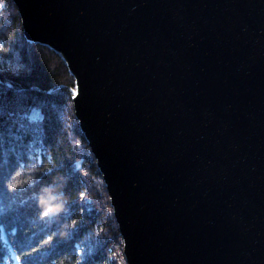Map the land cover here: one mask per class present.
<instances>
[{
  "label": "water",
  "instance_id": "95a60500",
  "mask_svg": "<svg viewBox=\"0 0 264 264\" xmlns=\"http://www.w3.org/2000/svg\"><path fill=\"white\" fill-rule=\"evenodd\" d=\"M54 50L127 264H264V0H13Z\"/></svg>",
  "mask_w": 264,
  "mask_h": 264
},
{
  "label": "trees",
  "instance_id": "16d2710c",
  "mask_svg": "<svg viewBox=\"0 0 264 264\" xmlns=\"http://www.w3.org/2000/svg\"><path fill=\"white\" fill-rule=\"evenodd\" d=\"M75 89L61 56L27 41L14 1L0 0V264H127Z\"/></svg>",
  "mask_w": 264,
  "mask_h": 264
},
{
  "label": "snow or ice",
  "instance_id": "6c2138e0",
  "mask_svg": "<svg viewBox=\"0 0 264 264\" xmlns=\"http://www.w3.org/2000/svg\"><path fill=\"white\" fill-rule=\"evenodd\" d=\"M10 86V85H9ZM41 117L39 116V113H33V115L30 117L32 120H37L40 119ZM13 188L16 187L15 183L11 185ZM49 215L48 211L43 212V216L47 217Z\"/></svg>",
  "mask_w": 264,
  "mask_h": 264
},
{
  "label": "rangeland",
  "instance_id": "374dc122",
  "mask_svg": "<svg viewBox=\"0 0 264 264\" xmlns=\"http://www.w3.org/2000/svg\"><path fill=\"white\" fill-rule=\"evenodd\" d=\"M33 113H39V116H40V112L37 111V110L33 111ZM12 260H13V261H12V262H9L8 264H19V261L17 260L16 257H13Z\"/></svg>",
  "mask_w": 264,
  "mask_h": 264
},
{
  "label": "clouds",
  "instance_id": "9594fccd",
  "mask_svg": "<svg viewBox=\"0 0 264 264\" xmlns=\"http://www.w3.org/2000/svg\"><path fill=\"white\" fill-rule=\"evenodd\" d=\"M49 211H51V209H49Z\"/></svg>",
  "mask_w": 264,
  "mask_h": 264
}]
</instances>
